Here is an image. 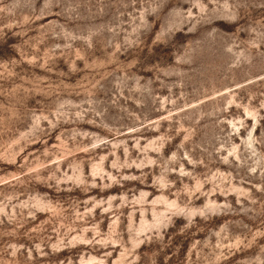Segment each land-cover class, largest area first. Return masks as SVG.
<instances>
[{
    "label": "rangeland",
    "instance_id": "obj_1",
    "mask_svg": "<svg viewBox=\"0 0 264 264\" xmlns=\"http://www.w3.org/2000/svg\"><path fill=\"white\" fill-rule=\"evenodd\" d=\"M0 264H264V0H0Z\"/></svg>",
    "mask_w": 264,
    "mask_h": 264
},
{
    "label": "bare ground",
    "instance_id": "obj_2",
    "mask_svg": "<svg viewBox=\"0 0 264 264\" xmlns=\"http://www.w3.org/2000/svg\"><path fill=\"white\" fill-rule=\"evenodd\" d=\"M172 204V203H171Z\"/></svg>",
    "mask_w": 264,
    "mask_h": 264
}]
</instances>
